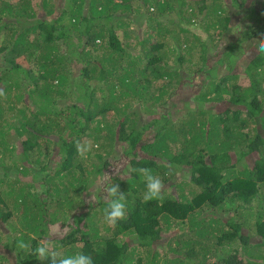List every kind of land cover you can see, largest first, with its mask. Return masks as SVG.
<instances>
[{
  "label": "trees",
  "instance_id": "16d2710c",
  "mask_svg": "<svg viewBox=\"0 0 264 264\" xmlns=\"http://www.w3.org/2000/svg\"><path fill=\"white\" fill-rule=\"evenodd\" d=\"M261 38L264 0H0V264H49L19 240L94 264H264Z\"/></svg>",
  "mask_w": 264,
  "mask_h": 264
},
{
  "label": "clouds",
  "instance_id": "9594fccd",
  "mask_svg": "<svg viewBox=\"0 0 264 264\" xmlns=\"http://www.w3.org/2000/svg\"><path fill=\"white\" fill-rule=\"evenodd\" d=\"M255 47L258 54L264 55V38L258 39ZM3 94V90L0 89V95ZM91 147L90 144H78L77 151L81 156H85L91 150ZM131 171L139 172L145 183L143 202L163 201L164 182L158 175H153L152 170L147 167L134 168ZM103 191L107 198L106 207L103 209L104 219L106 223L114 227L119 221L127 219L126 194L116 184L105 187ZM16 246L28 254L34 255L40 261L49 260V264H94L92 256L83 252L65 255L52 246L49 241L39 242L34 250L31 249L30 243L23 240L17 241Z\"/></svg>",
  "mask_w": 264,
  "mask_h": 264
},
{
  "label": "rangeland",
  "instance_id": "374dc122",
  "mask_svg": "<svg viewBox=\"0 0 264 264\" xmlns=\"http://www.w3.org/2000/svg\"><path fill=\"white\" fill-rule=\"evenodd\" d=\"M144 10L140 9V11L138 13H135L129 21H126L127 25L124 28L126 29L127 33L129 34L128 39H131L132 37L134 38L135 35L142 34L147 23L148 24L150 23V19H147V17H146L147 11H144ZM149 10L154 11V9H152L151 6H150ZM182 13H184L185 16L188 15L187 12H182ZM174 15L175 14H172V12H171V16H174ZM202 16L203 15H200V18H202ZM181 23L183 25L190 27L191 30L194 29V31H196L198 33V35H200L201 37L206 38L207 32H203L201 30V28L199 27L197 22H194L192 24L193 26L191 25V23H188L186 20H182ZM12 171L14 172V170H12ZM253 254L255 255V259L257 257H259V260L264 262V246L262 248H260L259 250H256L255 253L253 252Z\"/></svg>",
  "mask_w": 264,
  "mask_h": 264
}]
</instances>
